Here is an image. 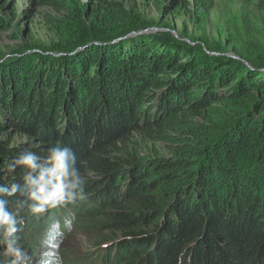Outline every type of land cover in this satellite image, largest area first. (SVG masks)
<instances>
[{
  "label": "trees",
  "instance_id": "16d2710c",
  "mask_svg": "<svg viewBox=\"0 0 264 264\" xmlns=\"http://www.w3.org/2000/svg\"><path fill=\"white\" fill-rule=\"evenodd\" d=\"M29 1L18 19L44 9L48 42L31 37L6 58L11 46H0V168L59 144L87 183L83 200L25 214L23 246L45 252L47 230L75 217L89 246L108 245L106 264H264V0H242L226 23L219 49L235 57L207 52L214 0ZM151 7L155 23L143 15ZM178 16L208 50L131 33ZM16 17L0 3V37L19 39ZM135 136L171 155H140Z\"/></svg>",
  "mask_w": 264,
  "mask_h": 264
},
{
  "label": "clouds",
  "instance_id": "9594fccd",
  "mask_svg": "<svg viewBox=\"0 0 264 264\" xmlns=\"http://www.w3.org/2000/svg\"><path fill=\"white\" fill-rule=\"evenodd\" d=\"M17 169L22 173L20 182ZM5 180L10 182H0V264H43L42 254L35 257L22 244L24 217L84 199L87 181L77 166V155L59 144L48 147L43 155L24 148L0 168V181ZM74 221L75 217L67 220L69 230Z\"/></svg>",
  "mask_w": 264,
  "mask_h": 264
},
{
  "label": "rangeland",
  "instance_id": "374dc122",
  "mask_svg": "<svg viewBox=\"0 0 264 264\" xmlns=\"http://www.w3.org/2000/svg\"><path fill=\"white\" fill-rule=\"evenodd\" d=\"M3 2L5 7L7 9H10L11 7H14V9L17 11V17L13 22L11 23V27L15 28L17 30H21L22 33L18 34L19 38L18 40L12 39L10 36L12 34L9 32L4 33L0 37V46L5 45H10V48H5L3 49V53L5 54L6 58L10 53L14 52V46L16 44L22 45L23 43L27 42L28 39L31 37L37 38L35 40V43H42L44 42L45 45H47L48 42V37L46 35V30H45V25L44 21L42 20V14L45 11L44 9H40L37 7L32 8V15L29 16L26 19H18V15L23 12L26 8L30 7V1L29 0H0V3ZM242 0H214V5L216 7V10L213 11L207 19L204 21V35H202L206 40L209 42L210 48L212 52L207 51L208 53L214 54V55H219V54H225L227 56L235 57L233 54L225 51V49H219L222 47L223 40L226 38V23H231L232 18L231 17H238L239 16V9L243 7L242 5ZM144 10V8H142ZM146 11L144 12L143 15L147 17L146 21H149V23H155L157 19V13L156 11L151 7L145 9ZM217 10H219L217 12ZM183 17L178 16V17H172L170 20L167 19V22L170 23L168 28H163L162 27H156L155 24H152L151 26L146 27V29H141L138 31H132L131 33H137V32H156V31H161V32H166L169 34L170 37L184 41L188 43L189 45H194L197 47V45H200V47L204 48L205 50H208L207 45L199 42V41H191L190 36H193L195 26L189 21V25H187V37L184 36L183 34V29H182V23H183ZM237 18H234L233 21H236ZM15 31V30H14ZM130 33V34H131ZM50 40V39H49ZM117 40V39H116ZM13 49V50H12ZM23 137H16L14 139V143H19ZM134 142L136 146L137 151L139 152L140 155H147L148 153H151L153 151L156 152V154L161 155V156H169L170 154V149L166 145V143L162 141H156V142H149L148 140H143L139 136H135ZM148 157V155L146 156ZM77 227L74 226V223L72 224L71 230L67 234L60 235V238L57 239L59 242L55 249L57 250V254H51L50 252H38V255H35L36 250H32V254L35 257H39L41 254L43 255V264H68L70 262V259L73 257H76L78 253L84 252V250H88V246L91 243L88 239L91 236V231L88 228H82L78 230ZM77 233L74 236L75 240H67L68 234L73 235L75 232ZM50 233L47 234L46 237H48ZM68 237V238H67ZM76 241V242H75ZM88 243H91L88 245ZM73 244H75V247L73 249H70ZM66 246V247H65ZM41 253V254H40Z\"/></svg>",
  "mask_w": 264,
  "mask_h": 264
},
{
  "label": "water",
  "instance_id": "95a60500",
  "mask_svg": "<svg viewBox=\"0 0 264 264\" xmlns=\"http://www.w3.org/2000/svg\"><path fill=\"white\" fill-rule=\"evenodd\" d=\"M133 34H137V33L135 32V33H133Z\"/></svg>",
  "mask_w": 264,
  "mask_h": 264
}]
</instances>
